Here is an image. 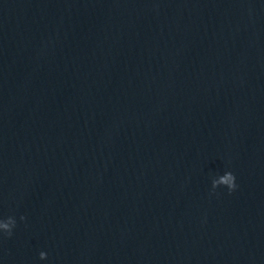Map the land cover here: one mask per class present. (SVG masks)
<instances>
[{"label":"water","instance_id":"1","mask_svg":"<svg viewBox=\"0 0 264 264\" xmlns=\"http://www.w3.org/2000/svg\"><path fill=\"white\" fill-rule=\"evenodd\" d=\"M9 217L0 264H264V0H0Z\"/></svg>","mask_w":264,"mask_h":264},{"label":"clouds","instance_id":"2","mask_svg":"<svg viewBox=\"0 0 264 264\" xmlns=\"http://www.w3.org/2000/svg\"><path fill=\"white\" fill-rule=\"evenodd\" d=\"M236 177L232 172H227V175L225 176V178L223 179V183L227 185V188L229 189V192L235 191V189L237 188V184H236ZM216 188L215 183L213 184V189ZM11 221V227L8 223H2L0 222V227L4 228L6 231V233L8 234V236L10 237L12 235V230L13 228L16 226V221L14 218L9 217L8 218ZM21 219H25V217H21ZM47 257V253L41 252L40 253V258L44 259Z\"/></svg>","mask_w":264,"mask_h":264}]
</instances>
